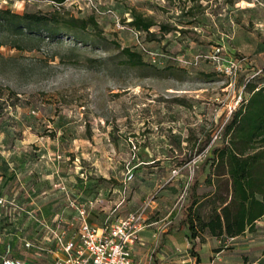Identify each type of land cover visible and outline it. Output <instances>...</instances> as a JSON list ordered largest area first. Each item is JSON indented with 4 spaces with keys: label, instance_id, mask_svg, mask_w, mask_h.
<instances>
[{
    "label": "rangeland",
    "instance_id": "374dc122",
    "mask_svg": "<svg viewBox=\"0 0 264 264\" xmlns=\"http://www.w3.org/2000/svg\"><path fill=\"white\" fill-rule=\"evenodd\" d=\"M0 7L49 18L38 38L0 33V259L55 264L59 237L78 227L79 205L97 226L143 211V264L264 262V220L232 240L217 237L213 252L201 235L193 247L182 222L195 177L198 197L213 191L211 151L228 142L238 95L264 86V0ZM134 11L157 24L150 33L130 24ZM71 18L97 26L73 27ZM158 24L175 30L161 33Z\"/></svg>",
    "mask_w": 264,
    "mask_h": 264
},
{
    "label": "trees",
    "instance_id": "16d2710c",
    "mask_svg": "<svg viewBox=\"0 0 264 264\" xmlns=\"http://www.w3.org/2000/svg\"><path fill=\"white\" fill-rule=\"evenodd\" d=\"M133 16L130 24L139 31L150 33V29L157 25L136 11ZM48 20L43 15L20 14L0 7V33L13 30L18 34L38 38ZM70 22L73 27H86L87 23L97 26L94 19L87 22L71 18ZM158 25L161 33L175 30L164 24ZM126 51L130 53L132 63H143L138 53ZM135 57L137 61L134 60ZM247 94L238 110L233 112V116L225 124L228 142L211 151L215 171L207 177V183L213 186V191L198 197L195 192L198 183L196 176L191 186V198L182 208V222L188 227L193 247L200 235L201 243L205 242V234L237 237L247 231H255L258 223L264 220V141L257 143L264 139V86H251ZM205 165L206 161L202 167ZM204 205L211 206L207 216L200 212ZM197 261L200 263L198 256ZM243 264L264 262L245 259Z\"/></svg>",
    "mask_w": 264,
    "mask_h": 264
},
{
    "label": "built area",
    "instance_id": "2783aa9c",
    "mask_svg": "<svg viewBox=\"0 0 264 264\" xmlns=\"http://www.w3.org/2000/svg\"><path fill=\"white\" fill-rule=\"evenodd\" d=\"M220 70L232 73L230 67L225 70L220 67ZM242 102L241 93L236 105ZM76 208L78 227L71 235L59 237V254L55 257V264H138L133 255V248L140 240L141 232L147 227L143 211H132L112 220L108 218L102 225L97 226L89 220L87 208L79 205ZM0 264L29 263L19 258L4 256L0 259Z\"/></svg>",
    "mask_w": 264,
    "mask_h": 264
},
{
    "label": "crops",
    "instance_id": "0c3cea01",
    "mask_svg": "<svg viewBox=\"0 0 264 264\" xmlns=\"http://www.w3.org/2000/svg\"><path fill=\"white\" fill-rule=\"evenodd\" d=\"M146 218V217H145ZM264 218V217H263ZM92 223V222H91ZM260 223V222H259ZM147 230V228H145L142 232H141V234H140V240L135 244V246H134V248H133V255H134V257H135V259L137 260V262H138V264H143L142 263V260L139 258V255H138V251L140 250V247L144 244V235H145V231ZM208 235V234H207ZM242 236V235H241ZM237 237H240V236H237ZM208 239H207V242L205 241L204 243H203V246L205 247L204 249H208V250H210L211 252H213L212 250H215V249H218V246H216L217 244H215V243H217L218 242V240H217V237H215V236H210V235H208V237H207ZM234 238H236V237H230V239L232 240V239H234ZM212 239V240H211ZM214 239V240H213ZM187 244H188V242H187ZM207 247V248H206ZM223 251V250H222ZM222 251H219V252H217V253H221ZM59 253L57 252V255H58ZM56 255V256H57ZM55 256V257H56ZM174 262L176 263V264H181V263H179L177 260H174ZM214 263L216 262V259H214V261H213ZM218 263H219V261H217ZM201 264L203 263V260H202V262H200ZM221 264V263H220Z\"/></svg>",
    "mask_w": 264,
    "mask_h": 264
}]
</instances>
